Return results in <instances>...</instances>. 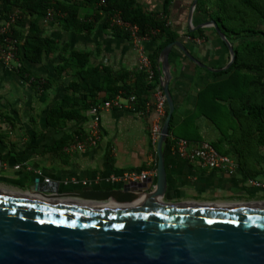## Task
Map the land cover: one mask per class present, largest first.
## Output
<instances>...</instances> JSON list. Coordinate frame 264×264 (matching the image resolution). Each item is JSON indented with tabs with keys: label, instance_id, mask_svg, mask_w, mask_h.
I'll return each instance as SVG.
<instances>
[{
	"label": "crops",
	"instance_id": "0c3cea01",
	"mask_svg": "<svg viewBox=\"0 0 264 264\" xmlns=\"http://www.w3.org/2000/svg\"><path fill=\"white\" fill-rule=\"evenodd\" d=\"M53 1H65L79 7L80 19L92 21V29L89 32L67 29L63 22L45 17L40 21L41 35L55 40L58 51L45 54L40 63L20 60V56L10 64L0 60V114L12 127L11 131L0 127V162L7 166H0V186L31 189L39 179L41 183L61 184L77 190L99 189L111 187L112 183L106 182V179L112 176L144 171L147 177L141 182H146L148 189L145 190H154L159 161L157 145L151 139L152 126L158 120L156 89L149 95V106L103 111L101 138L96 147L66 152L64 147L61 149L57 145L62 141L65 143L62 146L67 145V140L75 138L76 132L87 133L93 116L90 110L85 111L80 107V94H73L70 90L71 83L78 81L76 72L68 68L58 75L57 68L63 64L64 58L76 51L88 54L91 68L106 67L115 78L124 72L135 75L139 64L138 47H142L151 57L158 43L151 37L137 45L131 39L115 35L106 25L107 14L101 11L99 3L86 0ZM193 1H174L169 15L170 26L179 35L178 41L197 60L214 70L224 69L230 61V52L213 28H201L206 30L207 39L186 37L191 29L196 32L200 30H196V27L209 21L196 10L193 18H190ZM139 4L149 12H162L164 7L163 0H139ZM31 18L29 16V21ZM36 18L34 16L32 19ZM4 21V14L0 13V25ZM170 62L169 89L175 111L170 134L163 145L168 187L162 200L167 204L264 202V187L248 185L249 179L264 183V166L256 161L252 164L253 169L258 171L257 175L248 176L240 166L235 174L230 175L205 168L199 161L190 162L176 153V138L195 143L206 141L218 145L222 153L233 156L239 165L236 149L228 139L233 134L234 121L221 118L220 127L198 109L199 95L209 85L222 83L227 77H211L209 72L212 71L195 64L176 47L172 50ZM21 66L32 79L47 80V90L42 97L32 86L31 80L21 75ZM135 77H130L131 85H134ZM107 97L106 92H101L96 99L102 102ZM69 98L77 99L79 103L65 108L66 112L79 111L81 117L63 122L60 128L49 127L48 118L53 109ZM201 103V109L210 115H233L229 103L219 102L221 105L218 108L210 98ZM16 166H20V169H16ZM46 179L50 181L45 182ZM85 181L89 186L83 185ZM115 184L124 185L126 182Z\"/></svg>",
	"mask_w": 264,
	"mask_h": 264
},
{
	"label": "water",
	"instance_id": "95a60500",
	"mask_svg": "<svg viewBox=\"0 0 264 264\" xmlns=\"http://www.w3.org/2000/svg\"><path fill=\"white\" fill-rule=\"evenodd\" d=\"M201 28L215 30L230 61L221 70L209 68L181 41L161 52L168 112L157 144L156 188L147 192L146 182L136 181L77 190L39 179L31 189L0 186V264H264V202L162 200L168 187L163 145L175 111L169 89L172 50L212 72L227 70L236 60L233 44L215 21L196 30Z\"/></svg>",
	"mask_w": 264,
	"mask_h": 264
},
{
	"label": "trees",
	"instance_id": "16d2710c",
	"mask_svg": "<svg viewBox=\"0 0 264 264\" xmlns=\"http://www.w3.org/2000/svg\"><path fill=\"white\" fill-rule=\"evenodd\" d=\"M86 1L100 3L101 0ZM105 1V6L100 9L107 14L108 28V18L120 13L124 21L139 27L140 36L151 35V31H156L152 37L158 46L150 57L155 74L153 84H150L146 73L138 70L135 75L124 72L119 78H115L106 67L91 68L88 54L76 51L64 58L63 64L57 68V73L60 75L68 68L76 72L78 81L71 83L70 90L73 94H80V107L85 111L100 103L96 97L101 92L108 94L103 101L111 100L120 92L125 96L136 95L138 107L144 108L149 102V95L160 86L161 52L167 45L180 39L169 23L170 9L175 0H163L162 12L147 11L139 4V0ZM16 10L21 13L16 24L12 26L11 36L20 42V60L25 59L32 63H40L45 54L59 50L55 40L41 35L40 21L47 16L49 10L53 11L54 18L63 22L67 29L89 32L93 25L92 21L80 19L79 7L65 1L0 0V13L4 14L5 21ZM196 11L218 24L233 44L236 53V60L230 68L209 72L213 78H227L222 83L209 85L199 95L198 109L217 126L221 127V118L234 121V131L228 138L229 142L236 149L239 166L248 176H255L258 171L253 169L252 162L256 161L264 166V0H199ZM29 16L37 18H31L29 21ZM110 29L115 35L130 39L126 32L118 28ZM186 37L207 39L206 30L189 31ZM19 72L22 76H27V80H31L32 86L42 97L47 90V80L32 79L23 66L19 67ZM131 76H136L134 85L129 83ZM208 98L217 108L221 105L219 102L229 103L233 115L206 113L201 109V101ZM76 103H79L77 99L62 101L51 112L48 126L60 128L63 122L81 117L79 111L66 112L65 108L75 106ZM81 135L84 133L76 132L74 136ZM73 139L70 137L67 142ZM63 144L64 141L57 146L63 149ZM212 145L219 153L224 154L218 145Z\"/></svg>",
	"mask_w": 264,
	"mask_h": 264
},
{
	"label": "built area",
	"instance_id": "2783aa9c",
	"mask_svg": "<svg viewBox=\"0 0 264 264\" xmlns=\"http://www.w3.org/2000/svg\"><path fill=\"white\" fill-rule=\"evenodd\" d=\"M100 6H105L106 1L101 0ZM20 11L16 10L12 13L3 24L0 25V60L5 63H12L18 59V52L20 42L11 36L12 26L16 24ZM46 18L48 20H53L54 15L53 11L49 10L47 12ZM108 23L110 28H118L126 32L130 39L133 40L137 45L142 40L151 38L156 31H151V35L140 36L139 27L130 22L124 21L120 13H115L114 15L108 18ZM139 51V64L138 71L144 72L147 74V78L150 82H153L155 79V74L152 68V63L149 55L142 47H138ZM138 97L136 95L125 96L123 92H120L111 100L102 101L97 105L91 107L90 112L93 116L92 124L84 135L75 137L67 145L64 146L66 152L74 151H85L89 148H94L98 145L101 138V113L103 111L119 109V110H134L137 107ZM149 106V104H147ZM155 108L158 115V120L153 124L151 129V139L153 144L156 146L164 123V119L167 115V102L166 97L163 93L161 85L156 89V103ZM0 127H5L8 131L12 130L11 125L5 122L3 116L0 114ZM174 149L176 153L183 159H186L190 162L199 161L203 167L209 168L212 170H217L224 172L226 174L233 175L236 173L239 165L236 159L227 154L219 153L211 143L203 141L200 143H195L187 139L176 138L174 140ZM1 167H7L6 164L0 162ZM16 169H20V166H16ZM147 177V173L142 172H126L121 177L112 176L106 179L108 183H117V182H136L142 181ZM49 179H46L45 182H49ZM84 186H89L88 182H83ZM248 185L251 187H264V183L258 181L257 179H249Z\"/></svg>",
	"mask_w": 264,
	"mask_h": 264
}]
</instances>
